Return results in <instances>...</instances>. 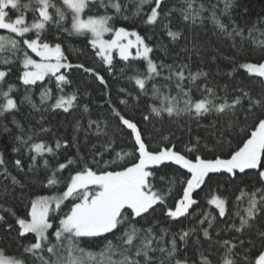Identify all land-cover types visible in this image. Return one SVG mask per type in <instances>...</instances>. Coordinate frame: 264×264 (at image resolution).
Returning a JSON list of instances; mask_svg holds the SVG:
<instances>
[{
  "label": "snow or ice",
  "instance_id": "snow-or-ice-1",
  "mask_svg": "<svg viewBox=\"0 0 264 264\" xmlns=\"http://www.w3.org/2000/svg\"><path fill=\"white\" fill-rule=\"evenodd\" d=\"M236 10L242 16L249 11L241 0H179L171 6L168 0H0V228L18 239L34 234L18 253L0 247V264H264V15L242 27ZM174 14L187 35L183 28L173 30ZM118 20L132 27H117ZM207 23L213 37L229 43V54L196 31ZM141 25L153 34L159 29L169 44L141 34ZM49 26L59 33L51 39ZM64 34L85 38L109 75L118 54L125 63L121 74L138 92L120 88L113 102L99 70L68 61L60 42ZM169 45H180L179 51L173 54ZM252 50L261 54L259 62L247 59ZM154 52L163 58H154ZM17 62L26 93L19 102L16 85L6 79ZM221 62L232 70L221 72ZM73 68L102 86L107 118L93 120L89 105H81V89L62 71ZM238 69L246 71L248 82L219 81ZM38 85L39 104L28 94ZM141 95L153 102L137 120L119 105L136 108ZM23 103L39 115L28 126L16 119ZM81 107L70 132L45 126L44 113L71 114ZM166 122L188 137L183 151ZM149 124L163 146L150 147ZM193 125L204 135L193 136ZM126 130L131 148L117 150V138ZM168 169L184 170V178L168 175ZM177 183L181 189L174 197ZM36 187L56 192L26 197L25 190ZM9 198L21 203L27 198L22 216ZM66 201L70 205L63 212ZM185 222L178 231L166 226Z\"/></svg>",
  "mask_w": 264,
  "mask_h": 264
},
{
  "label": "trees",
  "instance_id": "trees-1",
  "mask_svg": "<svg viewBox=\"0 0 264 264\" xmlns=\"http://www.w3.org/2000/svg\"><path fill=\"white\" fill-rule=\"evenodd\" d=\"M241 3L243 4L244 7L248 8V13L246 15H240L239 10H236L234 12V17L237 20V23H239L242 27L247 25L251 26L252 23L255 21V19L258 16L264 15V0H241ZM169 6L176 4L179 5V0H168ZM29 20H31V14H29ZM172 25H173V30H176L177 27L185 29V34H188V29L185 26L184 22L180 18L179 15L174 14L172 18ZM119 26H127L129 28L132 27L131 24L127 21H122L118 20L117 21V27ZM138 30L141 32V34L147 33L148 35L152 36V40L155 43H163L168 45L169 44V38L164 35L162 32H160L159 29L156 30V34H153L152 31L147 27L141 25ZM197 32H202L207 35L208 38L212 39L213 46L218 45L222 52L227 55L231 51L229 48V43L216 39L212 35V26L210 23L206 24V27L204 29L197 28ZM59 34L56 33V29L54 26H49L48 28V35L49 39L52 38L53 34ZM29 35H33V33H29ZM203 35L201 36V39H203ZM65 55L68 58V61H70L73 64L84 62L86 66H92L95 67L97 70L101 72L102 75L105 76V79L109 82V88L111 91V96L113 102H117L118 100V90L120 88H126L129 92H132L133 95H135L138 92V89L134 88V85L132 82H130L125 75H122L120 72V69L125 67V63L119 59V57L116 55L114 59V65H115V71L109 75L105 69L106 65H103L99 57H95L93 55V50L91 49L90 45L86 43L85 38L83 37H77V36H67V34H64L61 36V40ZM183 44V40H181V45ZM170 48H172L173 54H175L177 51H179L180 45H177L173 47L172 45H169ZM33 58L39 59V57H36L35 54H32ZM154 58L160 59L163 58L162 53L160 52H154L153 53ZM238 59H240L238 57ZM248 60L251 62H259L261 59V54L258 51L252 50L250 55L247 57ZM193 60H195V57H193ZM169 63L172 62L171 58L168 59ZM137 67L143 69V65L140 63L136 64ZM17 67H20L19 63L17 62V66L13 67L12 72L9 74V77L6 78L8 79L9 83L15 84L18 91L13 92V96H15L19 101L23 100V96L26 94L25 93V86H23L22 82L17 79V76L19 75V72L17 70ZM104 67V68H103ZM193 70L196 68V64L194 63L192 65ZM220 71L223 73H227L231 71V67L227 65L226 62H221L219 64ZM208 70V69H205ZM62 71L68 72L70 79L73 80V87H78L81 89V97H80V103L81 105L83 103H87L92 110L91 112V119L96 120V119H105L108 116L107 113V108L108 105L105 103L106 97L101 96V91H102V86H98V82L93 83L91 77L88 74L82 73V71H78L75 68L68 70V69H62ZM213 71H215L213 69ZM130 74V73H128ZM211 79V77H210ZM219 81L222 83H229L231 81H236V82H248L249 77L246 73L245 70L238 69L233 76H220L218 77ZM159 82V81H158ZM199 83V82H198ZM49 87H52L53 89V94H56V89L54 83L49 85ZM73 87H68L66 89L67 92H71L73 90ZM150 87V85H149ZM6 90V86H5ZM39 85L29 91L28 94L32 95L33 100L39 104ZM90 93V95H84V93ZM119 98H127L130 100V103H136L134 100H132L131 97H124V96H119ZM152 98L151 96H143L141 95L140 101L137 104L136 108H124L123 105H119L121 110L126 113L127 116L129 117H134L137 120H142L141 113L147 114L148 111V105L152 104ZM81 111L82 107L80 110H73L71 114H65L62 112V110H57L56 112H46L44 113V119L47 121L45 124L46 127H52L54 130L60 129L61 131L67 129L69 132L71 129L69 128V124L74 121L75 119H78L81 117ZM31 113V115H30ZM11 116H8L5 122H8V120H11ZM16 119L19 120L21 123H24L25 126H28L29 123H35V121L39 120V115L35 112H31V109L27 103H23L20 108V112L16 114ZM187 118H183L178 121V124H183L184 120ZM88 121V116L85 115L83 117V122L87 124ZM111 124L114 126L115 121H111ZM11 126V125H10ZM148 127V132L147 135L151 137V139L148 141L150 144V147L155 149L157 147L163 146L161 143V138L160 136L156 133L155 129L152 128V125L149 124L147 125ZM156 127L159 128L161 127L160 124H156ZM165 129L171 128L172 130L176 131L177 137H180V139H174L173 142L176 143L177 150L183 151L184 145L187 142L188 137L186 135H182L181 132L178 130L177 124H173L171 122H166L164 125ZM193 131L192 135L195 136L196 134L204 135V132L202 129H196L195 125L192 126ZM128 131L126 130L125 132L121 133L119 137L117 138V145L116 148L117 150L120 149L121 146L130 149L131 148V143H130V138L128 137ZM48 139H51V137H47ZM93 140H95V133H92ZM81 139H83V133H81ZM103 142V137H101V140L98 141V143ZM166 143V142H165ZM15 154H12L11 156H6L9 161L11 158L14 157ZM210 155V154H208ZM105 158H111L106 155ZM134 157H129L127 158L128 160H132ZM52 163L54 164L55 161L53 160ZM175 167V166H173ZM9 168H11V163H9ZM168 172V175H177L180 178H184L185 171L180 170L179 172L173 173L171 169L166 170ZM163 174V173H161ZM181 185L177 183L175 190L173 191V196H177V194L180 192ZM26 191V197H30L32 192H35L36 194H42V195H53L56 192V189H53L51 191H45L40 189L39 187H36L35 189H29L25 190ZM2 189H0V198H2ZM17 195H19V189L17 190ZM203 195V193H201ZM234 199V195L232 197ZM169 203H172V199H169ZM9 204L12 205L17 213V215L22 216L25 211V204H27V198L24 200V203H21L20 201L14 200L12 198H9ZM201 204L203 205V201H201ZM70 205V201H66L65 205H62L63 212L68 211V206ZM158 218L163 222L164 217L162 213L159 211L157 212ZM9 223H14V218L9 217ZM58 224L57 221H53V228L56 227ZM188 222H185L183 225L176 224V223H170L166 226L170 227L172 231H178L180 227H187ZM50 232L52 231L51 229L49 230ZM34 234H29L28 238L26 239H18L16 233L13 231L11 235H6L4 230L0 228V247H3L7 250L9 254L13 253H18L19 250V245L20 244H27L32 240V237ZM54 240V237H52ZM86 247L89 245H85ZM189 255H192V252L189 251Z\"/></svg>",
  "mask_w": 264,
  "mask_h": 264
},
{
  "label": "rangeland",
  "instance_id": "rangeland-1",
  "mask_svg": "<svg viewBox=\"0 0 264 264\" xmlns=\"http://www.w3.org/2000/svg\"><path fill=\"white\" fill-rule=\"evenodd\" d=\"M110 36H111V34H107L106 36H105V39H108V38H110ZM133 51V54L135 53V49H133L132 50ZM118 56V54H116V53H114V56ZM119 57V56H118Z\"/></svg>",
  "mask_w": 264,
  "mask_h": 264
},
{
  "label": "bare ground",
  "instance_id": "bare-ground-1",
  "mask_svg": "<svg viewBox=\"0 0 264 264\" xmlns=\"http://www.w3.org/2000/svg\"><path fill=\"white\" fill-rule=\"evenodd\" d=\"M104 68V67H103Z\"/></svg>",
  "mask_w": 264,
  "mask_h": 264
}]
</instances>
